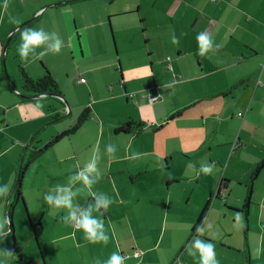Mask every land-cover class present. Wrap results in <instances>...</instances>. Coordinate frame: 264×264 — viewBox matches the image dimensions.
<instances>
[{"label":"crops","instance_id":"0c3cea01","mask_svg":"<svg viewBox=\"0 0 264 264\" xmlns=\"http://www.w3.org/2000/svg\"><path fill=\"white\" fill-rule=\"evenodd\" d=\"M131 14H136L139 25L134 17H127ZM29 20L33 21L17 29ZM107 22L110 25L112 22V29L118 34V54L104 63L106 67L113 68L117 62L121 89L117 95L103 97L99 102L125 100L128 104L131 103L129 94L146 91L156 98L154 102L148 100L150 105L153 104V114L156 106L162 105L165 89L182 93L186 101L177 110H170L163 124L168 121L175 124L173 129L179 131L181 138L180 152L195 158L196 167L211 164L218 167L219 172L213 170L209 175L199 176L201 173L193 168L190 173L163 174L158 168L164 161L165 165H169L167 158L178 152L169 154L150 148L144 137L155 134L150 129L145 130L147 126L140 130L133 126L126 128L129 122H148L139 114V109L149 105L142 100V105L134 104L138 108L130 106V111L118 106L113 119L110 116L113 109L106 116L100 114L94 145L87 148L75 146L71 142L73 140L68 138L70 152L65 156L58 151L54 153L59 165L57 168L41 160V156L28 167L26 172L30 171L32 182L23 187L22 198L27 201V194L31 191L32 194L37 193L41 200L39 215L33 217L34 225L39 223L42 228L43 223L40 235H44L48 228V238H51L52 244H65L60 249L53 247V256L65 264H106L111 256L110 239L115 250L116 246L119 247V255L124 257L123 264H162V243L166 240L162 238V222L158 230L156 227L151 230L143 228L144 221L132 220L128 207H155L160 211L162 197H166L164 216H179L183 210L174 208L167 201L170 197L167 190L182 182L191 190L186 203L194 204L195 209L188 210L191 215L187 220L192 224V231L188 238L177 241L175 258L179 257L182 264H200L199 253L192 254L196 251L192 242L194 238H200L214 244L219 264H247L250 253L248 248L246 250L243 229H229L222 223L223 218L216 219L213 212L229 209L244 218L240 211L245 202L249 176L254 165L264 160V0H0V69L2 66L3 72H6L9 49L13 60H20L22 64L26 62L27 66L42 58L40 47L35 55L27 59L19 56L18 45H14V42L25 28H39L46 34L55 33L62 49L72 46L75 35L80 44H90L88 31L103 29ZM127 24L132 29H138V26L142 29L144 45L137 39L134 47L126 43L124 36L131 33L124 26ZM201 32L210 35L214 43V47L204 55L199 54L196 39ZM173 34L178 38V44L172 42ZM8 37L9 44L4 52ZM48 43L43 44V52L52 53ZM146 52L150 70L146 68ZM121 64L127 68L134 66L136 70L121 72ZM30 77L39 79L42 71L30 74ZM45 101H48V105L38 110L35 103ZM32 107H36L34 111L25 110ZM70 112L64 97H33L20 92L9 81L6 83L0 74V185H7L12 193L21 150L26 149L28 140H32L30 147L34 142L44 145L55 135L68 130L64 127L62 131L53 133L50 127L60 119L62 113L70 115ZM153 116L151 121H158L162 128V117L158 119ZM106 117H110L111 121H107ZM184 126L187 127L181 129ZM48 130L51 135L41 138V134ZM98 134H101L100 138ZM184 137L187 138L185 142L182 140ZM109 144L116 147L112 155L106 152ZM97 147L103 151L98 163L101 175L93 184L91 193L109 197L112 200L109 206L111 211L97 210L94 196L80 181L72 185L74 190H78L73 198L74 204L91 209L93 216L102 219L105 233L110 238L106 243L90 244L82 231L64 219L67 210H54L44 202L43 196L57 185L68 184L69 178L91 158L81 159L82 153L90 149L93 155ZM229 171L235 173L239 188L246 186L244 197L241 191L236 195V202L241 207L229 203L231 191L227 193V188L233 182L232 177L227 175ZM263 175L264 169L259 176ZM218 191L220 195L215 197ZM195 196L196 199L193 198ZM251 197L264 208V189L252 188ZM210 199L209 211L200 225L204 231L192 233L200 212ZM5 200L6 197H0V212L4 210ZM10 200L6 202V207ZM22 201L26 209L24 199ZM27 204L31 208L28 201ZM113 207L116 213H111ZM15 208L14 205L13 213ZM26 214L29 219L30 216ZM167 222L166 217L164 232ZM171 222L175 225L169 226L177 228L171 229L173 235L185 232V229L178 227L181 218ZM29 224L33 225L30 219ZM260 224L264 225V222ZM133 227L139 228V234L128 236ZM155 235L157 238H150ZM119 238H132L131 248H127V240ZM167 241L173 246L175 238H167ZM121 246L128 249L127 253ZM229 250H234V253H228ZM235 251H240L239 255ZM138 253L140 255L135 257Z\"/></svg>","mask_w":264,"mask_h":264},{"label":"rangeland","instance_id":"374dc122","mask_svg":"<svg viewBox=\"0 0 264 264\" xmlns=\"http://www.w3.org/2000/svg\"><path fill=\"white\" fill-rule=\"evenodd\" d=\"M77 13L80 14V12ZM127 17H134V19L137 20L136 14L134 15L131 14L128 15ZM111 25L109 22H107L105 27H103V29L98 28V29L89 30L88 33H89V40L91 42L90 44H85V45L80 44L77 35H75V40L73 41L72 46L71 47L65 46L64 48L60 49L58 53L43 52L44 47L43 45H41L40 49L44 53L42 55V58L33 61L29 66H27L26 62H23L22 64V61L20 60H13L12 51L9 49L7 52L8 58L6 56V63H5L6 72L5 73L3 72L1 66L0 74L2 78L6 81V83L7 81H9L16 89H18L21 92L22 91L20 89L21 80L18 70L19 66H21L29 76L30 74L33 75L38 71L39 72L42 71V76H43L45 75L44 68L47 69L51 73L55 81L57 82L60 92L63 95L64 99L66 100L68 107L71 111L70 115L62 113L60 115L59 120L55 122L53 120L54 124L51 125L50 129H53V133H58L59 131H62L64 127H66V129L70 128L77 121V118L81 114V112L86 107H89L91 110V119L86 121L80 127V129L75 133V135L69 137L70 140H73L71 141L73 145L81 146L85 148H87L88 145H94L95 143L94 140L96 139V135H97L96 124L99 121H101L100 114L106 116L113 109V112L110 114V116L113 119V116L118 111L117 110L118 106L124 107V109L130 111L131 110L130 106H133L134 104L137 105L138 103L139 104L141 103L142 105L143 104L142 100H144V103H147L146 105L149 106L139 109V114L144 116L145 122L148 121L145 123V127L146 126L147 127L144 129L145 130L150 129L155 134V135L145 136L144 137L145 141L148 143L150 148L156 149L158 152L166 151L169 154L170 152L172 153L178 152V154H173L172 156L167 158V163L169 165H165V161H164L161 168L158 169H160L163 174L169 172L174 174L175 173L178 174L182 172L190 173L193 168L199 171L201 166L196 167L197 160L187 154L180 152L179 143L181 138L178 136L179 131L173 129L175 127V124L171 123L172 121H168L167 123L163 124V122L165 121L163 119L169 116L170 110L172 109L177 110L179 106H181L186 101L185 96H183L182 93L174 92V91L171 92L172 89H165L163 91L162 105L156 106L155 111L153 113L155 117H158V119L162 117V128H160L161 123L159 125L158 121L156 120L151 121V119H153L154 117L151 111L153 109L152 106L153 104L151 103L150 105L149 101L150 98H152L153 96L147 94L146 91L137 92L136 94L133 93L129 94L128 98L130 100L129 102L131 103L128 104L125 103V100L122 102L117 100L110 102H105V101L99 102L100 99H102L103 97H110L117 95L119 89H121V87L119 86L120 77H119L117 62L113 68L106 67L105 66L106 64L104 63L106 59L111 58L113 56L116 57L118 54V45L116 44L118 34L114 32V30L112 29L113 27ZM124 26L131 32L129 35L124 36L126 43L130 47H134V43L136 39L141 40L142 45H144V36L142 33V29L139 28V26L138 29H134V28L132 29L130 24ZM20 36L21 33L17 36L14 42V45H18V47L20 44ZM8 40L9 37L6 38V42ZM145 59L147 61L146 68L150 70L151 67L149 61L147 60V52L145 55ZM168 64H170V62H168ZM139 66L141 68V65ZM122 70H124L125 72H134L136 68L134 66H129L127 68L124 66V64H121V72ZM178 78L180 79L179 76ZM81 80H83L84 82H81ZM147 82L149 81L147 80ZM160 97L161 96H159V99H161ZM35 104L39 110V108L43 106L46 107V105H48V101L37 102ZM55 105L56 107H62L60 104H55ZM36 107L27 108L25 110L34 111ZM134 108H138V107H134ZM95 109L97 110V112H95L96 111ZM106 120L111 121V118L106 117ZM51 122L52 120L49 123ZM185 127L187 126H184L181 129H184ZM48 133L49 130L41 134L40 137L45 139L46 137L51 135L50 133L49 134ZM182 133L184 132L182 131ZM98 135L100 138L101 134ZM67 139H64L65 141L63 140L55 144L52 148L48 149L42 155L43 157L41 156L42 158L41 160H45L46 162L50 163L52 167L57 168L59 165L55 160L54 153L55 151H58L59 154H64L65 156L70 152V147H68L69 139L68 140ZM30 140H28V142ZM182 140L185 142L187 138L184 137L182 138ZM32 145H33L32 147L34 146L39 147L40 144L34 142ZM88 150L89 151H85L82 153L81 159H87L91 157L92 152L90 149ZM21 151L22 152L20 154V159L24 152L23 149ZM99 152L100 155H103V151L101 147ZM222 167H224V165ZM213 170L219 172L218 167L213 166ZM25 173L26 174H24L23 187H25L26 184H31L32 182L30 171L28 173L27 172ZM200 173L201 174L199 176H202L203 173L202 172ZM227 175L231 176L233 179V182L227 188V193L231 191V200H229V203L241 207V204L236 202L237 201L236 195L238 194L239 191H241V194H243L244 197L246 186L239 188L240 185L237 184L236 179L234 177L235 173H231L229 171ZM199 179L200 177H198L197 180ZM224 180L228 181V179H224ZM186 187L187 185L181 182L180 184L177 185L174 184L171 188L167 190L168 192H170V197L167 201L170 202L172 205H174V208L183 210L179 216H173L171 214L164 216L163 204L166 197H162V209L160 211H158L155 207L141 208L134 205H132L133 207L131 206L128 207V211L132 216V220L138 219L144 221L145 225L143 226V228H148L151 230L156 227V230H158L161 228L160 223L162 222V238L166 239L162 243V256H161L162 264H182L181 259L180 260L178 259L179 257L175 258L177 255L176 254L177 241L178 240L182 241V238H188V236L191 234L192 224H190V222H188L187 220V217L189 215L188 210L194 211L195 209L194 204L186 203L187 198L190 196L188 193L189 191H191ZM254 188L255 190L264 189V175L258 177L256 182L253 184V190ZM27 196H28L27 201L29 202L31 208L28 207L26 199L23 198L26 209L23 205L24 204L23 201L20 200L18 201V203L15 204L16 208L14 213L12 214L14 241L11 236H4L3 239H0V262H2V264H65L63 260L59 261L55 256H53V254L55 253L54 248L56 247L59 249L63 248L65 247V244H52L51 238H48V228H46V232L44 235H40V237H38V243L40 249L35 243L34 236L32 234V231L30 230L29 219L30 221H32L33 224L36 223L33 217L34 215H39L38 211L41 208L40 207L41 200L39 199L37 193L32 194L31 191L28 192ZM8 198L9 197L7 196L4 203L3 212H5V207H6L5 205ZM193 198L196 199V196ZM13 201L14 200L11 198V203H13ZM143 201L146 202V200ZM111 209L112 208L108 207L106 212L111 211ZM226 211H228V213ZM226 211L213 212V216H215L216 219L223 218L222 223L225 226L229 227V229L232 230L234 229V231H240L243 229L244 235L246 237L244 239L246 240L245 242H247L246 250L248 248L250 253V258L247 260V264H264V225L260 224L261 221L264 222V208L262 207V205L259 203L258 200H255L254 198L251 197V205L249 206V214H248V222H247L248 223L247 233L245 231V218L239 215L238 216L235 215L234 211H231L229 209H226ZM26 212L30 216L29 219L27 217ZM111 213H116L115 207H113V212ZM166 217L168 218V222L166 224L167 226L164 232L163 230L165 225L164 221ZM180 218H181V222L178 227L180 229H185V232L183 231L176 232L173 235V230L171 229H177V228L170 227L169 225L170 224L175 225L171 221L179 220ZM42 228H43V223H42ZM138 232H139V228L133 227L129 233L130 235L128 236H132V235L137 236L139 234ZM150 238H157V236L156 235L153 237L150 236ZM167 238H175L173 246L172 244H170L169 241H167ZM119 239L127 240L126 242L127 248L130 247L132 238H119ZM135 239L136 238H134V240ZM134 240L132 241V243L135 242ZM127 248L122 247L125 253H127L128 251ZM109 251L111 255L113 253H116V251L118 254L120 252L119 247L117 246L115 250L114 244L111 239H110ZM229 252L234 253V250H229L228 253ZM239 252L240 251H235V254L236 253L238 254ZM241 256H243V254ZM189 259H188V263H189ZM77 264H81V263H77ZM194 264H197V262H194Z\"/></svg>","mask_w":264,"mask_h":264},{"label":"clouds","instance_id":"9594fccd","mask_svg":"<svg viewBox=\"0 0 264 264\" xmlns=\"http://www.w3.org/2000/svg\"><path fill=\"white\" fill-rule=\"evenodd\" d=\"M196 39L198 41L200 55L208 53L209 50L214 47L213 40L207 33H199ZM46 42H50L48 43V47L52 52L58 53L60 51L61 41L56 37L55 33L46 34L39 28H25L21 32L18 54L22 59H27L29 56L35 55L36 50ZM172 42L174 44L179 43L175 34L172 35ZM216 47H218V45H216ZM39 54L42 56L44 53L41 52ZM106 152L110 155L114 154L116 152L115 145H107ZM100 158L99 148L97 147L85 166L69 178L68 184L57 185L54 190H50L43 196L44 202L47 205H50L54 210H67V215L64 219L69 224H73L77 230L82 231L85 240L90 244H97L100 242L106 243L109 237L105 233L104 222L102 219L93 216L91 209L81 208L78 204H74L73 198L76 196L78 190H74L72 185L76 181H80L91 193L93 184L96 183L101 175L100 169L98 168ZM199 171L205 175H209L213 172V165H201ZM91 194L95 198V208L97 210L103 209L106 211L112 203V200L106 195ZM9 195V187L7 185H0V197H7ZM8 223V216L5 212H0V239H3L7 234L5 226L8 225ZM196 231L203 232L204 228L198 226ZM192 247L196 250L192 253L193 255H195L196 252L199 253L200 264H219L216 258L215 246L210 241L194 238ZM123 261L124 257L118 253H113L108 258L106 264H123ZM0 264H2V262H0Z\"/></svg>","mask_w":264,"mask_h":264},{"label":"trees","instance_id":"16d2710c","mask_svg":"<svg viewBox=\"0 0 264 264\" xmlns=\"http://www.w3.org/2000/svg\"><path fill=\"white\" fill-rule=\"evenodd\" d=\"M18 70H19V75H20V80H21V89L25 94H31L32 96L44 95V96H50L52 98L55 97L59 99L63 98L59 90V86L57 82L55 81V79L52 77L51 73L47 69L44 68L45 75H43L39 79H32L21 66L18 67ZM58 101L60 102L61 105H63L61 100H58ZM57 118L58 117H56V119ZM90 118H91V111L89 108H86L83 111V113L80 115V117L77 119L75 124H73L68 130L55 135L44 145L41 144L39 147L37 146L30 147L31 146L30 145L28 148H26L22 167L19 168V163H18L17 169H16L15 183H14V187H13V191L11 195V198L14 201L13 203H11V200H10L8 206L6 207V215L8 216V220L11 219L12 217L14 205L18 201L23 200L22 198L23 179H24V174L26 170L28 169V167H30V165H32L36 160H38L40 156H42L48 149L52 148L55 144L63 141L64 139L69 138L71 135L76 133L86 121L90 120ZM132 126L136 130H140L145 127V124L141 122L140 123L129 122L126 124L127 129L131 128ZM38 144H40V142ZM263 169H264V160L254 165L251 171V174L249 176V179H248L247 194L245 198L246 200L243 204L242 210L240 211L245 218V231L246 232L248 229L247 222H248L249 206L251 205V194H252L253 184L258 179ZM223 184L224 183L222 182V185ZM219 195H220V191H218L215 194V197H218ZM93 201L95 203V200ZM210 202H211V199L205 204L202 211L200 212V215L197 219L196 225L194 226L192 233H195L196 228L202 224L204 218L206 217L209 211ZM101 217H103V215H101ZM29 225H30V230L32 231L35 241L38 242V237H40L41 230H42L40 224L38 223L36 225L34 224L33 225L29 224ZM5 231H7L6 236H11L14 241V228H13L12 222L8 223ZM181 252L182 251H180V253Z\"/></svg>","mask_w":264,"mask_h":264},{"label":"water","instance_id":"95a60500","mask_svg":"<svg viewBox=\"0 0 264 264\" xmlns=\"http://www.w3.org/2000/svg\"><path fill=\"white\" fill-rule=\"evenodd\" d=\"M32 21H33V20H29V21L23 23V24H22L20 27H18L17 29L19 30L20 28H22L23 26H25L26 24H28V23H30V22H32ZM8 44H9V43L7 42V44L4 46V52L7 50ZM33 97H35V96H33ZM31 143H32V140L29 141V143L27 144L26 148H28V147L31 145ZM25 151H26V149L24 150V152H23V154H22V156H21L20 163H19V168L22 167V164H23V161H24L23 159H24ZM11 195H12V193H10V197L8 198L7 203H8V201L10 200ZM8 221H9V223L12 222V217H11V219H9ZM35 243H36L37 246H38V242L35 241ZM38 247H39V246H38Z\"/></svg>","mask_w":264,"mask_h":264},{"label":"built area","instance_id":"2783aa9c","mask_svg":"<svg viewBox=\"0 0 264 264\" xmlns=\"http://www.w3.org/2000/svg\"><path fill=\"white\" fill-rule=\"evenodd\" d=\"M211 1H214V0H211ZM81 82H84V81L81 80ZM150 101H151V102H154V101H156V98H150ZM139 255H140V253L135 254V257H138Z\"/></svg>","mask_w":264,"mask_h":264}]
</instances>
